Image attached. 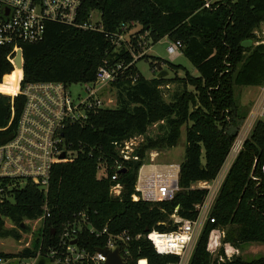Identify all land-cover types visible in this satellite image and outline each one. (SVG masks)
<instances>
[{
  "label": "trees",
  "instance_id": "obj_1",
  "mask_svg": "<svg viewBox=\"0 0 264 264\" xmlns=\"http://www.w3.org/2000/svg\"><path fill=\"white\" fill-rule=\"evenodd\" d=\"M205 1L98 0L87 4L101 12L105 32L119 31L121 23L134 22L139 26L131 39L134 54L148 48L143 46V40L155 43L167 37L181 42V53L198 74L185 71L178 80L182 89L170 102L164 101L160 88L168 78L155 74L147 79L136 67V61L147 58V54L133 61L128 50L114 51L104 32L48 23L41 41L21 45L22 71L19 66L13 69L9 62L10 48L0 46V128L7 125L11 114L10 97L3 93H11L14 82L17 90L20 78V88L38 81L91 82L104 63L122 61L126 65L111 83L116 88L117 106L98 108L89 112L84 121L68 126L65 133L77 154L52 167L47 190L28 182L14 187L10 198L0 200V235L20 238L17 230L2 228V216L21 231L27 228L26 220L41 218L32 245L15 254L0 251L1 260L10 263L12 259L45 257L56 244L63 225L81 220L82 214L86 223H81L77 230V245L90 253L104 246L107 235L97 236L96 231L107 227L110 234L127 230L132 236L143 235L126 245L125 264H136L138 258H146L147 264L178 260L173 254H158L144 235L152 230H173L170 215L176 206L181 217H196L195 205L204 200L207 191L191 185L216 176L243 122L244 116L239 114L235 101V87L264 82V46H241L245 39L254 40L252 31L263 18L264 0H208V7ZM159 63L166 70L181 69L180 65L153 57L150 67L158 73L162 71L156 67ZM24 100L21 94L13 98L14 116L5 131H0L1 141L13 135ZM159 121H163L164 134L145 137L135 150L139 160L123 161L125 171L118 174L122 194L113 198L109 194L110 175L114 172L111 166L115 160L122 162L114 142L143 135L149 125ZM183 124L185 146L179 164V190L168 201H133L136 173L145 153L165 145L174 146ZM100 161L107 165V177L97 174ZM263 163L264 120L259 119L219 187L210 209L213 221L204 223L188 264H264V254L252 259L239 255L227 259L220 248L224 260L218 261L207 248L209 234L217 228L224 232L223 243L235 248L246 243H264ZM47 212L49 215L44 216ZM88 226L95 232H90Z\"/></svg>",
  "mask_w": 264,
  "mask_h": 264
},
{
  "label": "built area",
  "instance_id": "obj_2",
  "mask_svg": "<svg viewBox=\"0 0 264 264\" xmlns=\"http://www.w3.org/2000/svg\"><path fill=\"white\" fill-rule=\"evenodd\" d=\"M98 0H0V46L10 48L7 55L13 69L17 63L22 64V47L24 43L41 41L46 33L48 23H58L81 30L104 32L112 42L114 51L122 48L128 50L133 61L146 50L134 54L131 48V39L136 23L119 26L120 30L105 32L101 21V12L97 8L88 7L87 4ZM204 5L209 6L206 0ZM131 25V29H128ZM252 34V45L264 46V15ZM146 35V34H145ZM146 41L143 40V46ZM182 44L179 40L170 41L167 53L170 59L181 54ZM21 71L22 68L19 66ZM126 68L122 61L113 64L100 65L91 82L73 83L79 84L83 93L72 94L69 89L72 84L59 81H38L26 84L14 93H3L10 97V120L4 128L10 125L14 116L12 106L13 98L18 94L24 96V105L17 119L13 135L6 141L0 140V200L10 198V191L17 185L33 183L40 190L46 191L49 185L52 167L62 159L75 156L77 151L72 149V143L67 139L65 131L70 124L84 121L88 113L98 108L105 107L101 101L97 87H106L118 77ZM2 93V92H0ZM264 120V83L259 88V105L252 110L243 120L232 140L229 150L223 160L216 176L210 181H198L191 188L206 189L207 193L201 203L195 205L197 215L193 219L183 218L177 214V206L170 215L175 228L170 231H156L144 236L151 241L158 254H173L178 260L169 264H187L198 236L204 223L210 218V209L218 193L219 187L227 174L231 164L241 151L246 138L249 136L257 120ZM137 137H129L121 142H114L122 162L115 160L111 166L114 172L110 175L109 194L113 198H120L123 185L118 179L119 170L124 168L123 161L139 160L135 153L139 146ZM1 139V136H0ZM81 150V148H78ZM64 154V157H61ZM159 155L156 149L149 150L141 162L135 178L134 192L131 194L133 201L162 202L171 200L179 190L178 172L179 164L172 162H158ZM99 177H107V165L104 161L98 164ZM261 174L264 179V163L261 166ZM255 180H259L254 177ZM45 208V207H44ZM45 213L44 216H48ZM82 219L63 225L58 234L56 244L50 247L44 258V264H82L92 262L103 264L106 257L97 249L114 250L119 248L122 260L127 254L126 245L133 238L139 239L142 234L132 236L127 230L117 234H110L107 227L96 231V235H107L103 247H98L94 252H89L86 247L71 243L77 239V230L81 229V223H86L83 214ZM36 220H40L38 218ZM90 232H95L88 226ZM39 255L34 258L22 259L17 264H37ZM9 260H1L0 264H6ZM136 264H147L146 258H138Z\"/></svg>",
  "mask_w": 264,
  "mask_h": 264
},
{
  "label": "rangeland",
  "instance_id": "obj_3",
  "mask_svg": "<svg viewBox=\"0 0 264 264\" xmlns=\"http://www.w3.org/2000/svg\"><path fill=\"white\" fill-rule=\"evenodd\" d=\"M138 25H135L132 29L133 31L137 30L136 28ZM170 40L167 37L160 39L159 41L152 43L148 41L145 46L148 48H144L146 51L143 54H147V58H143L137 60L142 55L137 56L136 67L139 70L140 74L149 79L153 77L158 72L152 70L150 67V62L153 57L168 60L173 64L180 65L181 69L177 71L166 70V66L163 63H159L156 67H160L162 71H166V76L169 81L166 84L162 85L161 93L162 97L165 102H170L174 99L175 95L181 91V83L178 82L180 78L184 77V72L188 71L192 75H197L198 72L195 67L191 64V62L181 53L178 56L170 59L169 54L167 53L166 49L169 44ZM143 51V49H142ZM141 51V52H142ZM140 52V53H141ZM155 69H158L156 68ZM165 69V70H164ZM161 72V71H160ZM174 78H177L174 80ZM15 83V82H14ZM264 83V82H263ZM262 83V84H263ZM261 85H248V86H237L235 87V101L238 106V112L240 115L244 116L243 120L249 115V113L254 110L259 105V88ZM73 95L77 93H83L82 88L79 84H72L69 88ZM188 89L191 90L190 87ZM97 90L101 93V101L104 103L105 107L107 108H115L117 106V98H116V88L110 84L106 87H97ZM16 91V89H15ZM242 120V121H243ZM163 121L156 122L152 125L147 127L146 133L143 135H135L137 138V142L142 143L143 140L146 138H156L157 136H162L165 132V128L163 129L161 125ZM185 127L186 124L181 125L179 130V137L176 140L174 146H161L157 148L159 155L157 156L156 160L158 162H172L176 164H180L184 156V146H185ZM134 137V136H132ZM147 152L145 155H147ZM2 220L4 222L3 229L4 230H17L20 234V238L16 239L12 235H0V251L5 253H12L15 254L25 247H30L32 242L36 238V234L38 229L41 226L40 220H26V230L21 231L15 227V225L10 222L6 217L2 216ZM221 233V237H217L214 239L212 243H210V236L208 238V247H214V250L210 249L211 257L217 259L218 261L224 260V257L219 253L220 248L223 247V236L224 232L222 229L217 228L215 229ZM218 232V233H219ZM229 244V243H228ZM233 247V246H232ZM235 248V247H234ZM235 254V252L233 253ZM239 256L244 259H252L259 257L260 255L264 254V243H246L237 252ZM231 256V255H228ZM227 258V257H226ZM228 259V258H227ZM20 261H24L22 259H12L10 263L7 264H17ZM49 264V263H46ZM188 264V263H187Z\"/></svg>",
  "mask_w": 264,
  "mask_h": 264
},
{
  "label": "water",
  "instance_id": "obj_4",
  "mask_svg": "<svg viewBox=\"0 0 264 264\" xmlns=\"http://www.w3.org/2000/svg\"><path fill=\"white\" fill-rule=\"evenodd\" d=\"M241 46L244 48H248L252 46V40L251 39H245L241 42ZM17 66H21L22 64L17 63ZM166 74V71H161L157 74V77H163ZM61 157H64V154H61ZM125 169L119 170V172H124ZM77 239H73L71 243H75ZM97 251L103 253L106 257L103 264H125V262L122 260L119 248H115L114 250H108V249H97ZM37 264H44V258L40 257L37 261Z\"/></svg>",
  "mask_w": 264,
  "mask_h": 264
},
{
  "label": "crops",
  "instance_id": "obj_5",
  "mask_svg": "<svg viewBox=\"0 0 264 264\" xmlns=\"http://www.w3.org/2000/svg\"><path fill=\"white\" fill-rule=\"evenodd\" d=\"M219 231H217V230H215V229H213L211 232H210V234H209V236H210V243H212L213 241H214V239L215 238H219V237H221V233L219 232ZM208 246V245H207ZM223 251H224V255L227 257V258H230L231 256H233V255H238L237 254V252L239 251V248H234V247H232V245H230V244H228V243H224L223 244ZM208 248H210V249H212V250H214V247H208ZM210 249H208L209 251H210ZM235 252V254H233ZM228 255H231V256H228Z\"/></svg>",
  "mask_w": 264,
  "mask_h": 264
},
{
  "label": "bare ground",
  "instance_id": "obj_6",
  "mask_svg": "<svg viewBox=\"0 0 264 264\" xmlns=\"http://www.w3.org/2000/svg\"><path fill=\"white\" fill-rule=\"evenodd\" d=\"M14 92H15V83H14V86H13V88L11 90V93H14Z\"/></svg>",
  "mask_w": 264,
  "mask_h": 264
}]
</instances>
